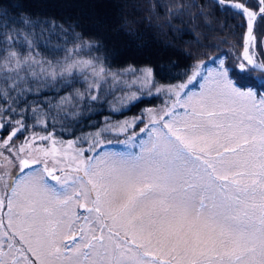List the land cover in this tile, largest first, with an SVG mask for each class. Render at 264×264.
<instances>
[{"label":"snow or ice","instance_id":"obj_1","mask_svg":"<svg viewBox=\"0 0 264 264\" xmlns=\"http://www.w3.org/2000/svg\"><path fill=\"white\" fill-rule=\"evenodd\" d=\"M216 2L244 18L238 72H264V0ZM39 27L0 12V264H264V77L243 88L216 55L159 84L151 67L114 70L98 41L63 26L49 59ZM144 96L162 104L70 131L81 105L119 112ZM120 134L138 151L106 150Z\"/></svg>","mask_w":264,"mask_h":264},{"label":"trees","instance_id":"obj_2","mask_svg":"<svg viewBox=\"0 0 264 264\" xmlns=\"http://www.w3.org/2000/svg\"><path fill=\"white\" fill-rule=\"evenodd\" d=\"M194 1L195 11L190 14V22L188 21V24L181 22L179 26L182 29L183 38H192L198 48L212 49L215 55L223 54L227 58V55L232 54L227 58V66L232 68L231 75L234 81L241 87L258 88L249 73L240 74L237 66L229 64L230 60L235 59L236 47L240 46L242 36L235 39L237 28L224 27L225 23L227 25V21L231 20V18L226 19L225 13L229 11L236 15L238 22L240 20L243 22V17L212 0ZM252 3L255 4L256 0ZM145 7L143 0H0V12L7 10L9 16L16 17L17 21L27 16L40 22V27L34 29L38 40L36 51L48 56L49 59L52 57L46 50L45 44L48 48L62 44L61 37L64 33L59 26H63L69 32L75 30L81 33L85 39L98 41L101 52L95 54H105L111 68H123L127 65L151 67L158 83H178L186 76V73H189L200 53L197 54L189 49L183 39L173 34L172 29L160 27L157 24L158 20L153 26L150 20L146 21ZM200 14L207 16L210 21L206 22ZM223 19L224 21L221 22ZM48 21L53 23L49 24ZM238 22L236 21V24ZM221 23L222 25H219ZM257 24L255 35L259 40L264 38V22L263 25ZM16 26L21 27L22 30L25 27L14 25ZM41 29H43L42 33ZM216 45L219 46L216 47ZM255 52L257 58L264 60V51L259 46L255 48ZM254 72L264 77V72ZM240 77L247 82L239 83V80H242ZM71 90V88L63 89L57 94L54 90L45 89L39 94V98L51 99L53 103H56L59 96ZM36 98V94H30L27 97L30 101ZM135 106L138 105L135 104ZM83 109L84 112H88L85 108ZM89 114H83L74 119L67 116V122L73 124L70 131L74 132L78 129L84 131ZM61 119H64L63 114ZM57 127L60 128L59 124ZM60 130L62 131L61 128ZM63 133L70 138L69 132Z\"/></svg>","mask_w":264,"mask_h":264},{"label":"rangeland","instance_id":"obj_3","mask_svg":"<svg viewBox=\"0 0 264 264\" xmlns=\"http://www.w3.org/2000/svg\"><path fill=\"white\" fill-rule=\"evenodd\" d=\"M214 1V0H212ZM216 4L217 2L214 1ZM231 2H237V0H231ZM248 6L250 7H254L255 4H253V0H246ZM143 3L145 4V10L147 12V18L146 21H151V25H155V22L158 20L159 22L157 24L160 25V27H163L165 29L169 28L173 30V34L175 36H178L179 38L183 39V42L189 47V49L194 50L195 53L200 55L198 56V58L195 59L194 63L192 64L190 71L188 73V75L191 74V70L192 67L195 65V63L197 61H208V58L210 56H216L215 55V51H213L212 49H202V48H198L195 44H194V40L192 38H183L182 33V29L179 28L180 23L183 22L188 24V21L190 22V14L195 11V1L194 0H143ZM232 11H234L231 8H228ZM236 13V11H234ZM226 19L227 18H231V20L227 21V25L225 23L224 27H232L234 29L237 28V32H236V37L235 39H239L242 36V33L245 30V27L243 26V22L240 20L238 22V20L236 19V15L232 14L229 11H226L225 13ZM203 19L206 22H209L210 20L206 17H204V15L200 14ZM242 17V16H241ZM244 19V18H243ZM224 21L221 20V22ZM236 21L238 22V24H236ZM258 24H262L263 22H259ZM257 24V25H258ZM219 25H222L219 24ZM177 29V31H176ZM184 29V28H183ZM225 29V28H224ZM239 30V31H238ZM189 33H192V31L188 30ZM242 37H241V42H240V46L236 47V53L234 54L235 59L234 60H230L229 64L231 66L235 65L237 66L239 63V58H240V51L242 48ZM196 41V39H195ZM202 51V52H201ZM255 51V49H254ZM223 55V54H222ZM225 56V55H224ZM230 56H232V54L227 55V58H229ZM239 56V58H238ZM226 58V62H228V59ZM238 58V59H237ZM237 59V60H236ZM257 62L260 61H264V60H260L259 58H257ZM128 66V65H127ZM146 66H138L137 68H143ZM115 69H120V68H113ZM260 72V71H258ZM249 75L253 78V82L256 83L258 85V88L261 84L260 80H257L256 77H262L260 74L251 71L249 72ZM264 76V75H263ZM242 80H239V83H245L247 81H244L246 79L241 78ZM187 80V75L179 82H184ZM178 82V83H179ZM162 84V83H159ZM174 84V83H171ZM193 85L195 86V89L198 90V83L196 81L193 82ZM193 85H190V87H192ZM77 88H81L82 86L81 84L78 83V85L76 86ZM243 88H246L245 86H243ZM72 91V90H71ZM68 93H66L65 95H67ZM119 95V93H118ZM109 100H111L112 98L109 97ZM140 101V102H139ZM134 102L133 104L129 105V107L123 108L121 109V111L119 112H113L109 106L107 104H104L103 107H99V106H93L92 111H88V112H84L85 106L81 105L79 108V115L73 117V116H68L71 119H74L78 116H82L83 114L87 115L89 114V118H87L86 124H85V129L84 131H82V129H78L75 132L76 135H80L82 133H88V132H92L95 130V128L93 127L95 126H100L102 124V122L104 121L105 117H108L109 119H111L112 121H117V120H124L127 118H131L134 116H138L141 114V112L145 109V108H156L158 106H160L162 104V98L158 97V96H144L141 100ZM135 104H137L138 106H135ZM68 112H72L73 109L71 107H69L67 109ZM63 114V113H61ZM64 115V114H63ZM80 121V120H79ZM143 124H138L135 128V131H139V128L143 127ZM51 130V129H50ZM57 132L61 133L63 135V137L65 139H68V137L65 136V133H63L59 127H57ZM144 134H141V136H143ZM107 140H111L113 141L111 144H108L106 146V150L109 151H113V152H128V151H138V141H136L135 143H133L132 141H129L128 143H123V141H125L127 139V137L124 134H120L119 136L116 135H109L106 137ZM120 141V142H117Z\"/></svg>","mask_w":264,"mask_h":264},{"label":"water","instance_id":"obj_4","mask_svg":"<svg viewBox=\"0 0 264 264\" xmlns=\"http://www.w3.org/2000/svg\"><path fill=\"white\" fill-rule=\"evenodd\" d=\"M214 1H216V0H214ZM232 3H235V2H232ZM234 10V9H233ZM235 11V10H234ZM245 31V30H244ZM242 44H243V42H242ZM241 51H242V48H241ZM241 51H240V54H241ZM256 71H259V70H256Z\"/></svg>","mask_w":264,"mask_h":264},{"label":"bare ground","instance_id":"obj_5","mask_svg":"<svg viewBox=\"0 0 264 264\" xmlns=\"http://www.w3.org/2000/svg\"><path fill=\"white\" fill-rule=\"evenodd\" d=\"M243 41V40H242Z\"/></svg>","mask_w":264,"mask_h":264}]
</instances>
